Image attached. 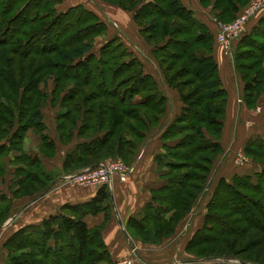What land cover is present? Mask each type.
<instances>
[{"label": "trees", "instance_id": "obj_1", "mask_svg": "<svg viewBox=\"0 0 264 264\" xmlns=\"http://www.w3.org/2000/svg\"><path fill=\"white\" fill-rule=\"evenodd\" d=\"M62 1L0 0V119L17 112L22 128L20 132L7 134V140H3L5 138L1 137L6 130L0 127V175L4 170L2 158L9 157L11 150L21 152L15 156L16 170L24 175L19 182L18 195L42 190L52 181L51 174L38 172L37 168H44L38 156H31L21 148L24 131L34 127L43 140L42 153H53L55 140L51 139L41 112L49 97L51 101L61 102L55 127L60 140L69 142L74 134L79 137L65 157V169L74 168V165L78 168L94 166L109 156L130 163L146 141V131L154 128L167 111L168 97L121 39L106 37L107 25L82 4L57 11L56 6ZM105 1L132 13L139 34L159 63L164 81L177 89L182 103L178 114L161 132L162 152L154 159L161 170L163 184L150 190V200L125 223L136 239L159 244L190 212L203 187L202 184L191 186V176L187 172L173 175L170 172L195 158L211 164L221 147L219 138L226 117L228 93L213 56L214 33L181 0ZM248 2L200 0L202 6H211L212 14L222 22L231 21ZM262 24L264 18L259 20L258 26ZM261 31L255 29L251 34H244L235 47L236 61L257 59L254 64L257 69L252 65L247 67L251 74L244 75L242 70L239 74L243 99L250 98L264 82V68L259 65L264 53L260 55L257 51L254 55V50L248 47L241 56L243 53L239 49L250 39L263 37L264 40ZM99 37L105 40L95 51L94 44ZM255 47L260 51L264 45L255 44ZM185 68L192 71L197 81L187 90L175 80L182 76ZM237 69L245 68L238 63ZM50 77H53L54 86L49 94L42 85ZM112 83L117 87L113 94L109 88ZM71 84L73 87L65 91ZM90 95L92 102L87 104L85 98ZM246 102L249 106L253 104V101ZM185 131L190 133L182 136ZM170 141L176 142L171 144ZM247 148H253L251 155L264 156V140L260 137L249 140ZM96 189L89 201L65 204L61 212L48 216L39 224L24 225L15 231L4 245L12 249L26 246L32 249L28 253L21 250L18 256L8 255L6 264H79L86 259V248L92 242L103 253L99 258L96 255L93 262L114 264L102 237L110 220L111 197L108 188ZM3 195L1 202L5 198ZM233 200H241L245 205ZM250 205L259 210L256 219ZM100 212L105 216L101 224L88 227L83 221L85 215ZM239 215L250 217L258 224L226 226L230 219L235 220ZM253 229L260 232L256 242L248 239L254 235ZM250 242L261 247L260 257L240 256L243 252L239 249ZM185 251L209 258L237 257L244 264H264V172L254 178L234 174L229 180L224 177L218 180L206 204L203 225L193 232L185 244Z\"/></svg>", "mask_w": 264, "mask_h": 264}, {"label": "rangeland", "instance_id": "obj_2", "mask_svg": "<svg viewBox=\"0 0 264 264\" xmlns=\"http://www.w3.org/2000/svg\"><path fill=\"white\" fill-rule=\"evenodd\" d=\"M260 2L263 4L262 8L259 9L248 20V22L245 25L243 33L236 40L233 41L231 50L229 53H226L224 47L217 42L215 35H216V32L218 31V24L213 30V33H214L213 49L215 46H218L222 52V55L227 60V63L230 64V66H232L233 72L236 78L235 83H237L236 84L237 88L240 83L241 84L243 83L239 77V74L242 71L244 72V73L242 72L244 75L251 74L250 69H247V67L250 68V66L253 65L255 66L254 69H257V66L254 65L255 62H257V59L254 60V57H253L250 59H239L238 61H236L234 59V57L237 55L235 51V47H236L238 40L244 34H247V35L251 34L255 29L256 31L262 30L261 33L259 32L260 36H264V24H262L261 26H258L259 20L261 18H264V15L263 17L259 18L253 24L251 23L252 19H254L255 16L264 9V0H249V2L246 3L241 8L238 14L231 21L229 22L219 21L218 22V23H225V24L232 23L244 9H248L254 6L256 3H260ZM76 4H82L88 10H93L94 12H96L99 19L107 25L108 33L106 37H109V38L114 37V36L120 37L123 43L126 45V47L130 51H132L134 56H136L141 61V63L143 64L144 70L146 72H152L155 75L159 88L165 91L166 93L168 92V95L169 93L171 94L172 100L169 103V112H168L167 117L166 118L163 117L162 119H160L158 124L155 125L156 127L153 126L154 128L152 127L149 128L146 131L147 132L146 137L150 136L151 133L157 132L159 129L164 128L168 122L170 123V120H169L170 116L172 114L177 113L176 112L177 104L179 103L180 105L182 103L179 99L177 89L169 86L164 81L162 74L160 73V70H159V63L155 59V57L151 54V48L145 45L144 43L145 40H143L144 38L140 40V44H137V43L131 42L130 38L127 37V34L131 35V33L139 35L137 33L138 29L136 28V26L135 27L131 26L130 28H128V23L130 22V20L132 21V13L129 11H125L121 9L120 7H118L117 5L111 2L105 1V0H63L61 3L57 4L56 8H57V11H65L68 7L76 5ZM215 19L217 20L216 17ZM262 38L250 39L249 40L250 42L248 41L245 46L239 49V52L243 53L241 54V56L244 55V52L247 50L248 47L254 50L253 51L254 55L257 54V51L260 52V55H261V52L264 53V48H261L262 50L259 51V49L255 47V44L264 45V40ZM104 40H105V37H99L95 41V44H94L95 51H97L98 48L104 43ZM163 62H166V64H169L166 61V59H163ZM182 62L183 61H181V63ZM181 63H179V65ZM238 63L240 64V66H242L245 69H240V70L237 69ZM259 65H261L260 67L264 68V55H262L259 58ZM191 72H192L191 70L189 71L187 68H185L184 70L181 71L182 76L177 77L175 79L177 82H180L182 86L186 88V90L194 86L197 82L195 81L196 80L195 76H192ZM253 73L254 72H252V74ZM262 77H263L262 80H264V75H262ZM52 78L50 77L48 81L45 83V85H42L46 88V90L49 91V94L54 86V81ZM115 86L116 84L114 85V83L110 85L109 88L111 89V92H112L111 94H113V92L116 90L117 87ZM72 87H73V84H71L68 88H66L65 91H67L69 88H72ZM121 90L119 91V94L121 93ZM65 91H63L62 93H65ZM238 94L241 95V98H242L244 96L243 89L240 92L238 91ZM79 96L80 95H78V98H80ZM84 98L85 97H83V99ZM91 99H92V95L87 96V99L85 98V102H87L88 104V102L89 103L92 102ZM108 100L110 99L108 98ZM246 100L250 102L253 101V104L249 106ZM241 101H243L244 103V105L242 106L245 107L246 109L237 110V111L233 110L232 111L234 114L233 117H228L227 120H226L227 117H225L224 123L222 125V130L220 133L221 135L219 138L220 146H221L220 151L214 156V159L213 161H211V164L201 159L196 160L195 158L194 161H192L191 163H188L187 165H184V167L178 169L177 171L174 170L173 172L172 171L170 172L171 175L176 174V173L183 174L187 172L191 176V179H190L191 186L202 184L203 187L201 191L198 193V197L195 200L190 212L177 223L176 228L174 229L173 233L170 236L163 238L161 240V243L163 242V240L170 238L177 230V227L181 224L182 225L179 228V238L177 239L180 242H176V244H181V247H182L184 242L186 243L188 242L189 238L191 237V234L194 232V229L197 227V226H194L195 223L191 222V217L193 215H195V217H199V216L201 217L203 215L202 218L204 217V214L206 212V204L210 200L211 194L215 190L217 181L220 180L222 177L227 176V178H231V176H233L234 174H247V175L252 176V178H254L258 173L264 172V164H262V162L264 163V156H256L253 154L251 155L250 152L252 153V151H254L253 148H250V149L247 148L249 140H253V139L255 140L256 138H259V137L264 140V82L262 84L260 83L257 86L255 93L250 98L248 99L242 98ZM237 104H238V101H237ZM60 105H61V102H59V100L51 101L49 97L48 100L45 101L44 106L42 107V111H41L43 113V117L47 124L48 133L53 136L54 140H56L55 149L53 153H49V152H45L44 154L42 153L41 146L43 144V140L39 132H37L34 127H29L26 131H24V136L22 139L23 140L22 147H21L22 151L31 150L32 153L27 151L28 153L31 154V156H36L33 154L34 152H36V154L41 155L43 159L45 158L51 159L54 165H56L55 167L58 172L57 176H60L63 174L61 176L62 178L61 180H56L55 174L54 175L51 174L50 178L52 179V181L49 184V186H52L53 184L52 187H56V186L68 187L69 186V187L79 188L82 186H79V185L71 186L70 184L68 185L64 184V180H65L64 176L67 175V174L64 175V173L74 174V173L83 172L84 170L88 168H93L101 163H104L106 161L113 160V159L120 160L128 165H134L135 162L139 158H141V155L144 150L145 142L138 148L134 159L130 163H126L122 158L109 156L103 159L102 161L98 162L97 165H94V166H85V167L78 168L79 166L74 165L73 166L74 168L69 167L67 168L68 170L65 169V166H64L65 157L69 153V151L65 152V147L72 146L74 141L77 140V138L79 137L76 134H74L72 140L69 142L68 141L62 142L60 138L58 137L57 135L58 133L56 132L55 127L58 122V119L56 117H57L58 111L60 110V107H61ZM226 114H227V108H226ZM1 120H6L8 123L3 124ZM0 121H1L0 127L2 128L3 126V129L6 130V132L2 134L3 137L1 138H5L7 134L9 135L12 134L13 131L20 132V130L22 129L19 127L20 126L19 124H21V119L17 112H15L13 116L9 115L6 118L2 117ZM189 133L190 131H185L184 133H182V136L189 134ZM3 140H7V138ZM174 142L176 141H170L171 144H174ZM5 144H8V142L6 141ZM19 153L21 152L11 150V152H9L10 154L9 157L5 156L4 158H2V161L4 164L3 165L4 170H3V173L0 175V196L4 194L3 196L5 198L2 200V202L0 199V209H2L3 206H5V209L3 208L4 211L2 212L0 216L1 217V220H0V264L7 263L6 258L8 255L18 256L22 254L23 251L21 250H24L28 253V251L32 249V247L30 246H26L25 248L19 247V249L18 248L12 249V248L6 247L4 244L7 238L10 237L15 231H17L19 229V226L21 225L19 221L23 219V216L21 215V217L19 218L18 209L23 205L24 201L29 200L32 197L39 195L40 193H42V191L45 190V188L48 187L47 186L44 189L36 191V192L31 191V193L29 192L24 193L25 192L24 191L20 193L19 195L17 194L19 182L23 179V176H24L23 174L18 173L16 170L18 162L15 161V156L19 155ZM10 159H14V160H10ZM45 164L49 166L48 162H45ZM37 169H38V172L48 173V171H46L45 169V166L43 169L42 168H37ZM201 178H204V179L201 181ZM200 181L202 183H200ZM93 188L94 187H90V189H93ZM233 202L239 203L241 205H245V202L241 200L239 201L233 200ZM260 203L262 204V202H257V204H260ZM248 207L250 208L252 214L254 215L256 219L259 216V210L256 208L254 209V207H252L251 205ZM244 209L245 208L242 207L241 210L243 211ZM59 212H61V209L57 213ZM170 213L171 212H169V214ZM232 213L233 215L235 214V212H232ZM68 215L70 216L69 213ZM253 223L255 225L258 224V222L252 221L250 217H247L245 215H239V217H237V219L235 220L230 219V221L228 222L226 226H251V225H254ZM202 225H203V221H202ZM22 226H23V222H22ZM93 226H97V224ZM123 232L125 234L124 238L126 239V245L129 248L128 254H130V256L129 255L127 257L122 256V258L121 257L118 258L114 264H118V262H121L123 260H128L131 262V264H133L134 262L133 256H135V252H138V251L140 252L141 250L140 247L137 246L135 240H138L141 243L143 242L140 241L139 239H136V237L131 233V231L128 228L124 227ZM251 233H253L254 235L249 236L248 239L253 240L254 242L258 241L259 240L258 236L260 235V232L256 229H253ZM143 244H152V243L149 242V243H143ZM260 249H261L260 246H254L253 242H250V245L248 243L242 245V247L239 249V252L240 251L243 252L242 254H240L241 257L242 256L249 257L250 255L260 257L259 256L261 254ZM101 252L102 251L99 248V246L96 245L95 242H92V244L86 248V253H85L86 259L84 260V262H81L79 264H108L107 262H102V261L93 262V258L96 255L98 256V258L103 255V253ZM26 255L28 256V254ZM186 255H187L185 257L186 262L184 264H244L239 258L232 257V256H217V257L209 258V257H202L199 255H195V253L193 252L192 253L186 252ZM246 264H249V263H246Z\"/></svg>", "mask_w": 264, "mask_h": 264}, {"label": "crops", "instance_id": "obj_3", "mask_svg": "<svg viewBox=\"0 0 264 264\" xmlns=\"http://www.w3.org/2000/svg\"><path fill=\"white\" fill-rule=\"evenodd\" d=\"M181 1L188 9L194 12L196 18L199 21L203 22L213 32L219 21H217L214 15L211 13V7L202 6L200 0ZM263 15L264 9L259 14H257L254 19H252L251 23L253 24L259 18L263 17ZM131 26H136V28L138 29L133 18L132 21L130 20V22L128 23V28H130ZM137 33L139 34V29ZM127 37L130 38L131 42L137 44H140V40L143 39L140 34L137 35L134 33H131V35L127 34ZM144 43L147 47L151 48L146 42ZM124 46L126 47L125 44ZM128 51L130 50L128 49ZM213 56L217 62L222 83L228 93L226 114L227 120L228 117L234 116L232 112L233 110L237 111L246 109L242 106L244 105V103L243 101H241V95L238 94V91L240 92L242 90V84L240 83L237 88L233 68L232 66H230V64L227 63V60L222 55V52L218 46L214 47ZM148 73L152 74L155 77L152 72ZM160 90L165 96L168 97L167 111L165 115L166 118L169 112V103L172 100V96L170 93L168 95V92L166 93L162 89ZM181 106L182 104H177L176 114H178V112L180 111ZM176 114H172L169 120L171 121ZM164 128L159 129L157 132L151 133L150 136L147 137L144 144L143 153L141 155V158H139L134 164L135 170L130 180L127 183L115 182L113 183L112 188L110 190L108 189L111 197L112 207L109 210L110 220L106 228L102 231V237L105 244L107 245L113 262H115L120 257L122 258V256H130V254H128L129 248L126 245V239L124 238L125 234L123 232L126 220L130 216L134 215L150 200L151 189L158 188L163 184V179H161V170L159 171V168L154 159L158 153L162 152V142L160 141V134L164 130ZM51 139L54 140L52 135ZM74 146L75 141L72 146L65 147V152L70 151ZM27 151L31 152V150ZM33 154L38 156L49 174H55L56 180L62 179L61 176L63 174L57 176L58 172L55 167L56 165H54L51 159H43L42 156L39 154L37 155L36 152H34ZM45 162H48L49 166H47ZM65 174L73 173H64V175ZM224 177H226L227 180L230 179L227 178V176ZM52 186H48L39 195L24 201L23 205L18 209L19 218L21 217V215L23 216V219L19 221L21 223L19 228L22 227V222L23 226L30 224H39L42 220L48 218V216L57 213L61 209V206L63 204L75 205L87 202L92 197H94L97 190L95 188L90 189V187L83 186L79 188L69 186ZM202 216L195 217V215H193L191 217V222L195 223L194 226H197L194 231L202 226ZM104 218V212H100L96 215H85L83 217V221H85L88 227H92L95 224H101L104 221ZM181 225L177 227V230L170 238L163 240V242L160 244H143L138 240H135L137 246L140 247L141 250L140 252H135V256L137 258L133 256V264H184L186 262L185 257L187 256L184 250L186 242H184L182 247L181 244H176V242H180L177 239L179 238V228Z\"/></svg>", "mask_w": 264, "mask_h": 264}, {"label": "built area", "instance_id": "obj_4", "mask_svg": "<svg viewBox=\"0 0 264 264\" xmlns=\"http://www.w3.org/2000/svg\"><path fill=\"white\" fill-rule=\"evenodd\" d=\"M263 4L256 3L254 6L244 9L237 18L229 24L218 23L216 39L221 44L226 53H229L234 40H236L244 31L248 20L259 10ZM135 166L113 159L101 163L93 168H88L83 172L67 174L64 176V184L79 185L83 187H106L109 190L113 183H127L134 173ZM118 264H131L128 260L118 262Z\"/></svg>", "mask_w": 264, "mask_h": 264}]
</instances>
